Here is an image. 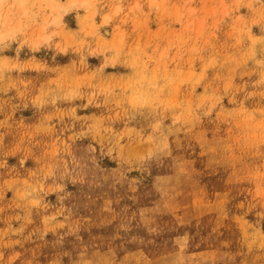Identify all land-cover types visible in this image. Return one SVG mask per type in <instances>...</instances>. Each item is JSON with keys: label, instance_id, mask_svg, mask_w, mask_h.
Segmentation results:
<instances>
[{"label": "rangeland", "instance_id": "1", "mask_svg": "<svg viewBox=\"0 0 264 264\" xmlns=\"http://www.w3.org/2000/svg\"><path fill=\"white\" fill-rule=\"evenodd\" d=\"M0 2V264H264V0Z\"/></svg>", "mask_w": 264, "mask_h": 264}, {"label": "bare ground", "instance_id": "2", "mask_svg": "<svg viewBox=\"0 0 264 264\" xmlns=\"http://www.w3.org/2000/svg\"><path fill=\"white\" fill-rule=\"evenodd\" d=\"M1 1V0H0ZM0 5H1V2H0Z\"/></svg>", "mask_w": 264, "mask_h": 264}]
</instances>
